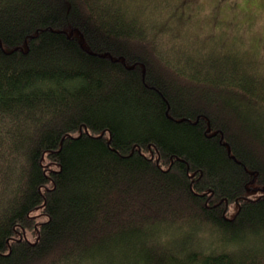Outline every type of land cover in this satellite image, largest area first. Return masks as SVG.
<instances>
[{
	"label": "trees",
	"instance_id": "trees-1",
	"mask_svg": "<svg viewBox=\"0 0 264 264\" xmlns=\"http://www.w3.org/2000/svg\"><path fill=\"white\" fill-rule=\"evenodd\" d=\"M170 3L0 0V264H264L248 11Z\"/></svg>",
	"mask_w": 264,
	"mask_h": 264
},
{
	"label": "rangeland",
	"instance_id": "rangeland-1",
	"mask_svg": "<svg viewBox=\"0 0 264 264\" xmlns=\"http://www.w3.org/2000/svg\"><path fill=\"white\" fill-rule=\"evenodd\" d=\"M167 1V0H164ZM171 1L170 6L176 7V2L179 0H169ZM190 6L188 7V11L195 12L196 16L204 17V15H208V12H211V17L216 19H224L228 21H235L236 16L239 18L241 16V10L248 11L243 21H239L240 23L245 22V26L247 31L244 32L243 38L245 40L246 45L249 44L251 48H255L258 51L256 54L260 59H264V8L260 6L254 7H242L241 4H251L256 2V0H188ZM215 6V11L213 12L210 8ZM147 10V9H146ZM149 10V8H148ZM213 12V13H212ZM262 14L261 16L258 14ZM168 12L161 13V16L167 17ZM209 16V15H208ZM254 17V20L252 19ZM194 19V16H191ZM249 19V21H247ZM248 22V23H247ZM186 24V19H182L181 27L183 28ZM213 34H219V31H214ZM264 67V63H261ZM249 196L256 197V193H248ZM37 215L38 222H42L47 219V216L41 214L40 209H36L32 212ZM37 230L29 229L27 231V237L31 241L36 240Z\"/></svg>",
	"mask_w": 264,
	"mask_h": 264
},
{
	"label": "clouds",
	"instance_id": "clouds-1",
	"mask_svg": "<svg viewBox=\"0 0 264 264\" xmlns=\"http://www.w3.org/2000/svg\"><path fill=\"white\" fill-rule=\"evenodd\" d=\"M257 5L260 6L259 3H257V2H254V3H251V4H243V3L241 4L242 7H249V8L257 6ZM253 258L255 259L256 256H254Z\"/></svg>",
	"mask_w": 264,
	"mask_h": 264
},
{
	"label": "snow or ice",
	"instance_id": "snow-or-ice-1",
	"mask_svg": "<svg viewBox=\"0 0 264 264\" xmlns=\"http://www.w3.org/2000/svg\"><path fill=\"white\" fill-rule=\"evenodd\" d=\"M257 3H259L261 8H264V0H256Z\"/></svg>",
	"mask_w": 264,
	"mask_h": 264
}]
</instances>
